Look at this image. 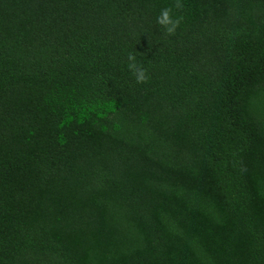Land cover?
Listing matches in <instances>:
<instances>
[{"label": "trees", "instance_id": "1", "mask_svg": "<svg viewBox=\"0 0 264 264\" xmlns=\"http://www.w3.org/2000/svg\"><path fill=\"white\" fill-rule=\"evenodd\" d=\"M182 4L0 0V264H264V0Z\"/></svg>", "mask_w": 264, "mask_h": 264}, {"label": "clouds", "instance_id": "2", "mask_svg": "<svg viewBox=\"0 0 264 264\" xmlns=\"http://www.w3.org/2000/svg\"><path fill=\"white\" fill-rule=\"evenodd\" d=\"M175 7L182 8V0H175ZM182 17L175 16L173 14V10L170 7H165L160 10V13L156 17V23L162 26L165 33L171 35L175 32L177 27L179 26ZM128 59V69L132 73L136 83L144 82L148 79V75L146 69L139 65L136 60V56L129 52L127 55Z\"/></svg>", "mask_w": 264, "mask_h": 264}]
</instances>
